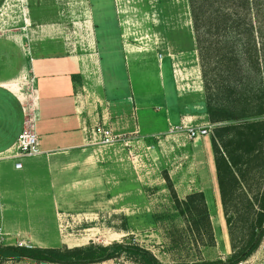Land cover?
<instances>
[{"label": "rangeland", "instance_id": "obj_1", "mask_svg": "<svg viewBox=\"0 0 264 264\" xmlns=\"http://www.w3.org/2000/svg\"><path fill=\"white\" fill-rule=\"evenodd\" d=\"M42 24L58 26L57 40L75 54L88 53L92 47L106 46L108 33H115L118 29L129 49L139 53L143 67L138 70L137 64V68L135 65L129 68L130 71L132 68L138 70L130 72L131 78L143 90L155 87L157 67L154 60L159 62L162 56L167 81L175 73L178 85L186 84V91L195 93L199 84L202 87L188 0H0V33ZM142 61L146 63L142 65ZM130 62L133 63L131 59ZM176 66L180 70L177 73ZM27 85L29 89L36 90L32 72ZM134 90L140 92L137 88ZM33 114L28 107L21 130L29 125ZM33 119L36 122L35 117ZM115 129L122 133L123 142L100 147L103 152L115 154L119 159L113 163L118 179H114L112 203L105 202L98 195L94 203L81 209L59 210L55 225L47 226L43 230L45 234L40 235L46 240L35 241L32 239L38 235L21 234L7 238L6 244L2 245L22 243L25 246L73 247L89 243L132 242L150 250L162 263L172 264L224 260L230 256L233 245L243 244L246 220L236 213L231 224L226 223L228 216L221 206L215 170L209 167L206 156L201 154L202 158L196 159L184 148L180 151L174 146L176 138L189 145L193 140L184 132L167 131L144 144L141 138L130 132L131 129H127L128 132L121 131V127ZM212 131L205 136V143L211 139ZM208 148L214 167L212 146ZM3 160L6 159H0ZM201 187L205 188L213 229L214 242L211 245L193 235L174 200V194L182 200L189 193L201 191ZM2 264L58 263L9 258ZM85 264L140 263L119 255ZM238 264H264V235L252 253Z\"/></svg>", "mask_w": 264, "mask_h": 264}, {"label": "crops", "instance_id": "obj_2", "mask_svg": "<svg viewBox=\"0 0 264 264\" xmlns=\"http://www.w3.org/2000/svg\"><path fill=\"white\" fill-rule=\"evenodd\" d=\"M58 28L26 25L0 33V151L15 141L28 107L42 150L20 158V168L14 159L0 161V225L7 238L30 234L39 236L32 240L44 241L40 235L55 225L59 210L81 209L98 195L112 203L118 179L113 163L119 159L87 144L85 129L95 123L104 121L123 132L131 129L144 144L172 125L208 123L201 84L192 93L184 89L186 84L178 85L175 73L167 81L163 56L160 64L154 60L155 87L143 90L130 73L143 67L139 53L129 49L118 29L108 33L106 46L75 54L57 40ZM137 64L138 70L130 71ZM193 69L199 80L197 67ZM31 72L36 90L27 85ZM204 138L190 145L176 138L174 146L196 159L205 155L214 170L207 150L211 139L205 143ZM205 188L200 189L204 194Z\"/></svg>", "mask_w": 264, "mask_h": 264}, {"label": "trees", "instance_id": "obj_3", "mask_svg": "<svg viewBox=\"0 0 264 264\" xmlns=\"http://www.w3.org/2000/svg\"><path fill=\"white\" fill-rule=\"evenodd\" d=\"M188 4L207 120L214 125L211 146L221 206L228 225L237 213L246 220V230L243 244L233 245L224 260L172 264H238L264 235V0H188ZM174 200L193 235L213 244L203 191L189 193L182 200L174 194ZM119 255L140 264H169L132 242L73 247L0 245V264L9 258L85 264Z\"/></svg>", "mask_w": 264, "mask_h": 264}, {"label": "built area", "instance_id": "obj_4", "mask_svg": "<svg viewBox=\"0 0 264 264\" xmlns=\"http://www.w3.org/2000/svg\"><path fill=\"white\" fill-rule=\"evenodd\" d=\"M34 118V117H33ZM30 118V123L18 133L15 141L5 150L0 152V159H14V166L21 167L22 157L35 156L42 152L40 149L39 137L35 130L34 119ZM27 121V120H26ZM213 124H194L190 121L182 122L181 124L170 126L169 131L184 132L187 137L193 141L197 138L209 135ZM87 144L95 149L100 147H109L117 143H122L124 137L117 129H114L111 124L100 121L85 129ZM7 240L6 234L0 225V245ZM22 245V243H18Z\"/></svg>", "mask_w": 264, "mask_h": 264}]
</instances>
